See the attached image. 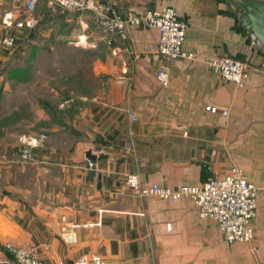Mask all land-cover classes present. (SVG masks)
Instances as JSON below:
<instances>
[{
  "label": "crops",
  "instance_id": "1",
  "mask_svg": "<svg viewBox=\"0 0 264 264\" xmlns=\"http://www.w3.org/2000/svg\"><path fill=\"white\" fill-rule=\"evenodd\" d=\"M96 1L121 17L172 5L186 22L183 50L194 57H159L155 27L103 34L90 12L52 15L60 25H50V36L87 55L80 69L91 88L58 124L39 109L37 131L47 138L30 161H19V140L0 155V264H10L8 241L34 245L42 264L89 253L104 264H264V200L253 239L228 242L190 199L138 196L125 183L136 173L144 185H196L236 166L264 189V52L239 25L235 3ZM23 6L0 0V38L10 32L2 15ZM221 56L249 63L242 85L208 66Z\"/></svg>",
  "mask_w": 264,
  "mask_h": 264
},
{
  "label": "built area",
  "instance_id": "2",
  "mask_svg": "<svg viewBox=\"0 0 264 264\" xmlns=\"http://www.w3.org/2000/svg\"><path fill=\"white\" fill-rule=\"evenodd\" d=\"M22 11H7L2 15V23L10 32L0 39L2 46L12 49L15 44L16 31L24 27L34 26L38 0H23ZM52 12L87 11L94 18L95 25L103 34L119 33L124 36L127 25L155 27L158 30L157 54L162 59L179 58L192 59L191 52L183 50L186 22L172 5L146 9L135 15L128 13L121 17L109 5L96 0H47ZM208 66L223 79L242 85L250 74V65L246 61L221 56L206 61ZM163 85H168V79L163 77ZM61 103L60 106L68 103ZM211 110L218 111L216 108ZM226 113V111H222ZM129 116L135 120L132 111ZM47 138L44 131L23 135L19 139L18 159L21 163L32 159L33 150L43 145ZM93 153H103V149H93ZM89 165H92L89 162ZM125 183L138 196L154 195L162 199L178 201L186 197L193 203L200 217L212 218L216 221L222 237L228 242L251 241L254 237L253 219L257 198L261 188L251 182L239 167H232L230 172L210 177L196 185H181L169 187L152 183L144 185L136 173H127ZM3 251L10 255V264H42L37 249L30 243L22 245L5 242ZM71 264H104L96 253L78 256Z\"/></svg>",
  "mask_w": 264,
  "mask_h": 264
},
{
  "label": "rangeland",
  "instance_id": "3",
  "mask_svg": "<svg viewBox=\"0 0 264 264\" xmlns=\"http://www.w3.org/2000/svg\"><path fill=\"white\" fill-rule=\"evenodd\" d=\"M36 14L45 16L44 0H39ZM46 18H42L45 19V23L39 27L30 26L18 32L19 41L17 37L14 48L8 49L0 43V49L5 52V55L10 54L9 59H3L5 55L0 58V87H2L0 155L4 157L6 155L3 152L8 145H18L21 136L37 132L38 113L39 109H42L39 99L58 96L55 86H51L48 82L55 81L60 76H68L75 69L81 70L80 63L88 60L85 57L87 55H83L80 51H68L63 43L52 38L49 34L50 25L53 24L56 28L60 24L50 22L52 18L50 19L49 16ZM37 30L39 32H34ZM20 66H30L29 80L21 79L23 72L15 68ZM83 72L87 70L81 71ZM65 101L62 100L61 103ZM261 200H264V189L259 195L256 206Z\"/></svg>",
  "mask_w": 264,
  "mask_h": 264
},
{
  "label": "trees",
  "instance_id": "4",
  "mask_svg": "<svg viewBox=\"0 0 264 264\" xmlns=\"http://www.w3.org/2000/svg\"><path fill=\"white\" fill-rule=\"evenodd\" d=\"M39 2V0H38ZM38 13V3L36 6L35 14ZM69 12H75V11H64V12H58V13H52L51 8L46 5V0H44V17L41 15H37L36 24L33 28L39 27V25L44 24V20L47 19L46 17L49 16L50 19L52 18V15L57 14H65ZM45 18V19H42ZM24 29H27V27H24L21 29L23 31ZM21 31H16L14 33L15 35V44L16 40ZM19 32V33H18ZM34 32H39L34 31ZM20 36V35H19ZM19 38V37H18ZM14 48V47H13ZM30 66L25 67H15L18 70H21L23 72V76H21V79L29 80L30 77H28V73ZM85 76L83 73H81V70L77 69L71 74H68V76H60V78L55 79V81L51 80L48 82L51 86H55V88L58 91V96L55 97H43L39 99V105L41 106L42 110L47 114V118L49 121V124H58L61 118H64L66 114L70 113L73 107V101L75 98L82 93L88 92V90L91 88L87 85H85ZM2 87H0V100L2 98ZM62 100H69L68 103L64 104L63 106H60V103ZM28 120V119H27ZM38 125H44V121L39 120Z\"/></svg>",
  "mask_w": 264,
  "mask_h": 264
},
{
  "label": "water",
  "instance_id": "5",
  "mask_svg": "<svg viewBox=\"0 0 264 264\" xmlns=\"http://www.w3.org/2000/svg\"><path fill=\"white\" fill-rule=\"evenodd\" d=\"M238 11L239 25L264 52V0H231ZM89 154V152L87 153Z\"/></svg>",
  "mask_w": 264,
  "mask_h": 264
}]
</instances>
